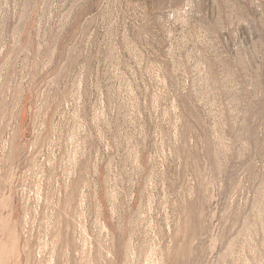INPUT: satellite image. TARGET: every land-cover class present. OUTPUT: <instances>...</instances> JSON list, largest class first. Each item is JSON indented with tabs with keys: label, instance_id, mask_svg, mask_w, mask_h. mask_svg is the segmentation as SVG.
I'll return each instance as SVG.
<instances>
[{
	"label": "rangeland",
	"instance_id": "obj_1",
	"mask_svg": "<svg viewBox=\"0 0 264 264\" xmlns=\"http://www.w3.org/2000/svg\"><path fill=\"white\" fill-rule=\"evenodd\" d=\"M0 264H264V0H0Z\"/></svg>",
	"mask_w": 264,
	"mask_h": 264
}]
</instances>
